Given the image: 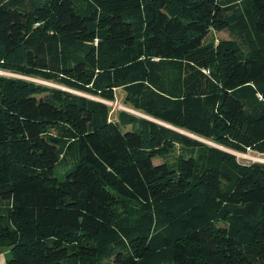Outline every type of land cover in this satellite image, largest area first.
I'll list each match as a JSON object with an SVG mask.
<instances>
[{"label": "trees", "instance_id": "1", "mask_svg": "<svg viewBox=\"0 0 264 264\" xmlns=\"http://www.w3.org/2000/svg\"><path fill=\"white\" fill-rule=\"evenodd\" d=\"M0 68L217 144L0 74L7 264H264V0H0Z\"/></svg>", "mask_w": 264, "mask_h": 264}, {"label": "rangeland", "instance_id": "2", "mask_svg": "<svg viewBox=\"0 0 264 264\" xmlns=\"http://www.w3.org/2000/svg\"><path fill=\"white\" fill-rule=\"evenodd\" d=\"M215 40L216 42H218L219 40L222 39H234L235 37L232 35V33L225 29L222 31H216L215 32ZM0 74L1 75H5V76H9V77H17V78H24V79H31V80H35L38 82H42V83H46L50 86H55V87H60L62 89L65 90H69L75 93H79V94H83L86 95L88 97L94 98V99H102L100 97H96L92 94L89 93H83L81 91H77V90H73L70 88H67L65 86H61L60 84H57L55 82H49V81H44L40 78H36L33 76H29L26 74H22L19 72H15L12 70H8V69H3L0 68ZM127 89L124 87H117L115 90V99L114 100H106V99H102L103 101H105L110 107V112H109V120H118L122 126L123 129H132V128H140L139 123H137V119L140 117H144V118H148L150 120H153L154 122L157 123H161L170 127H173L181 132H184L188 135L193 136L194 138H197L203 142H207L213 145H217L215 142L204 139L202 137H200L199 135L183 128V127H179L176 126L172 123L163 121L161 119L152 117L148 114H145L143 111L136 109L135 107H133V105L128 104L125 102V99L127 97ZM126 112L127 115H123L121 112ZM137 116V117H134ZM220 146V145H219ZM235 153L237 154L238 158L242 161V162H252V161H264V155H262L261 153H259L258 151L254 150V149H248L245 152H240V151H235ZM72 160V159H71ZM163 160H165V158H155L154 162L155 163H160ZM167 160H169L170 162H173L175 160V156L174 154H171ZM74 167V162L73 161H67V162H61L55 169V175L60 178V179H65V175ZM148 223L150 222V218H148Z\"/></svg>", "mask_w": 264, "mask_h": 264}, {"label": "crops", "instance_id": "3", "mask_svg": "<svg viewBox=\"0 0 264 264\" xmlns=\"http://www.w3.org/2000/svg\"><path fill=\"white\" fill-rule=\"evenodd\" d=\"M9 258V251L6 249H0V264H7Z\"/></svg>", "mask_w": 264, "mask_h": 264}]
</instances>
